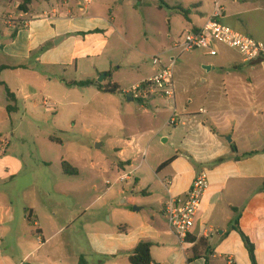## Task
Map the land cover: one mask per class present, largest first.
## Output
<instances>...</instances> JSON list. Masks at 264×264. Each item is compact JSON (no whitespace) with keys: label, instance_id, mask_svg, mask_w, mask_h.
Here are the masks:
<instances>
[{"label":"crops","instance_id":"1","mask_svg":"<svg viewBox=\"0 0 264 264\" xmlns=\"http://www.w3.org/2000/svg\"><path fill=\"white\" fill-rule=\"evenodd\" d=\"M23 1L0 0V23L10 32L3 34L4 39L0 40V66L7 67L0 81L15 96L18 107L15 113L23 108L32 112L38 105L44 108L46 99L56 106V111L59 102L54 94L58 85L54 89L53 75L43 68L49 64L47 58L55 56L68 39L76 47L80 39L87 37L83 33L111 28L108 19L111 17L90 15L89 10L82 7L75 13L69 8L71 0H32L29 12L23 13L19 9ZM217 1L224 8L222 22L225 25L264 42V0H194L187 8L164 2L159 10L169 12L166 21L170 33L175 15L182 18L179 20L181 32L172 34L179 37L201 29L213 14ZM181 9L188 14L184 15ZM71 35L73 37L69 38ZM172 35L168 36L169 40ZM54 41L56 44L51 46L49 43ZM166 52L169 51L162 53ZM203 56L207 76L200 75L205 89L198 98H203L205 103L192 109V100L189 106L179 108L176 98L177 125L162 138L171 156L153 162L131 179L134 192L149 195L153 187L159 193L154 221L159 215L167 222L163 210L169 197L187 196L197 177L207 174L210 187L187 244L182 246L170 228L169 232L152 227L145 217L137 215L141 212L138 208L108 212L106 230L86 224V210L91 209L95 200L83 214L81 209L68 215L55 211L51 203L57 202L59 194H65L56 187L80 176L78 169L69 164L72 174H66V162H61L57 175L35 183L39 193L34 194L33 199L17 197L19 204L11 201L0 206V246L7 245L13 255H18L14 261L3 264H81L82 259L84 264H131L129 257L141 242L152 244L155 264H226L229 257L237 264H252L244 239L234 229L236 219L254 248L256 264H264V59L245 63L238 53L226 48H221L218 56L206 53ZM173 61L176 63L177 59L172 58ZM95 72L100 74L96 68ZM60 82L70 84L65 80ZM111 83L120 87L118 83ZM184 92L190 93V88ZM160 98L154 97L147 103L136 101L137 112L131 115V121L139 124V133L124 138L114 147L118 163L113 166L118 177L133 167L131 157L139 143L150 133L161 131L159 122L163 128L167 125L172 115L171 103L165 100L163 104ZM128 101L135 103L129 96ZM9 104L7 99L6 111ZM255 151L258 153L253 156L242 157ZM171 159L174 160L170 165L160 169ZM50 165L45 163L47 170ZM167 182L171 184L167 186ZM42 185L50 188L42 190ZM81 221L83 225L73 231L78 235L74 239V256L68 258L62 236Z\"/></svg>","mask_w":264,"mask_h":264},{"label":"rangeland","instance_id":"2","mask_svg":"<svg viewBox=\"0 0 264 264\" xmlns=\"http://www.w3.org/2000/svg\"><path fill=\"white\" fill-rule=\"evenodd\" d=\"M191 1L194 0H93L90 5L85 0L70 1L69 8L75 13L82 7L89 10L90 15L110 16L112 27L83 33L87 37L80 39L76 47L68 39L60 45L55 56L47 58L49 64L43 68L53 75L54 89L58 85L54 95L60 104L57 103L56 111L38 105L32 112L23 108L18 113L8 114L6 92L0 88V206L11 201L19 204L18 198L23 196L33 199L34 194L39 193L35 183L57 175L61 162H66L77 168L80 176L56 187L65 194H59L57 202L51 203L55 211L68 215L81 209L83 214L95 200L91 209L86 210L88 218L85 221L92 228L106 230V216L114 209L135 211L138 208L141 212L137 215L145 217L152 227L170 232L168 220L165 222L157 215L154 221L160 197L153 187L149 195H143L142 191L134 192V180H131L113 186L109 192L107 182L114 183L119 175L113 166L118 163L114 147L124 138L139 133V124L131 121V115L137 112V102H129L128 95L137 82L156 74L154 57H159L165 66H172V58L177 59L173 71L179 108L180 105L189 106L188 102L192 100V109L205 103L203 98H198L205 89L200 76L206 74L202 63L204 53H185L175 49L174 45L181 36L172 34L181 32L179 20L182 18L175 15L170 33L166 21L169 12L159 10L164 2L182 4L187 8ZM9 33L0 23V40L4 39L3 34ZM169 35L173 36L172 40ZM49 44L53 46L56 41ZM163 50L169 52L163 54ZM106 73L112 75L107 83H118L120 93L102 94L95 87L79 88L60 82L98 81ZM187 88L190 93L184 92ZM159 100L166 104L164 98ZM159 125L162 128L159 133H150L139 143L131 157L134 165L126 173L134 172L133 176H138L153 162L171 156L169 147L162 144V138L173 127L166 125L163 128L162 122ZM154 130L158 131L156 126ZM45 163L52 164L50 170ZM40 188L50 187L42 185ZM82 222L62 236L68 258H73L74 239L78 238L73 231L83 225ZM17 256L7 245L1 244L0 264L14 261Z\"/></svg>","mask_w":264,"mask_h":264},{"label":"built area","instance_id":"3","mask_svg":"<svg viewBox=\"0 0 264 264\" xmlns=\"http://www.w3.org/2000/svg\"><path fill=\"white\" fill-rule=\"evenodd\" d=\"M91 4L93 0H85ZM224 18V8L220 2L214 5L213 14L207 19L201 29L196 32H186L179 41L175 43V49H181L185 53L202 51L209 56H218L221 48H226L238 53L245 63H252L264 59V42L246 36L235 31L222 22ZM153 65L157 67L154 76L144 80L131 89L134 101L147 103L154 97H162L170 101L172 115L167 123L168 126L175 127L178 121V111L176 107V84L173 67L165 66L159 57L153 58ZM46 110H54L56 106L49 100L43 101ZM134 172L123 173L114 183L107 182L108 190L117 184L132 179ZM171 182H167L169 186ZM210 187L208 176L201 173L195 180L191 191L185 197L170 196L164 204V215L166 216L169 228L178 238L180 244L186 245L192 229L194 228L196 217L198 216L202 200ZM226 264H237L235 259L229 257Z\"/></svg>","mask_w":264,"mask_h":264},{"label":"trees","instance_id":"4","mask_svg":"<svg viewBox=\"0 0 264 264\" xmlns=\"http://www.w3.org/2000/svg\"><path fill=\"white\" fill-rule=\"evenodd\" d=\"M32 3V0H24L23 4L20 6V11L23 13H28L29 12V7ZM181 12L184 15H187V11H184L183 9H181ZM15 37V34H13V38ZM7 67L6 66H0V75L1 73L6 70ZM106 79L104 83H98L97 81H82V82H75V83H70L69 86H77V87H88V86H94L95 88H97V90L102 93V94H110V95H116L118 93L121 92V88L116 85V84H112L111 81L107 83L108 79H112V75L111 73H106ZM0 86L4 87L5 92H6V96L7 99L9 101V105L7 107V112L9 114L15 113L18 111V107L16 106V99L15 96L11 93V91L9 90V88L7 87V85L0 81ZM234 151H236V147L233 146L232 147ZM264 152V150H263ZM258 152H251V153H247L244 154L242 157L246 158V157H250L253 156L255 154H257ZM174 159H171L167 162H165L160 169L167 167L168 165H170L173 162ZM64 169H65V173L66 174H72V171L70 170L69 166L67 165V163H64ZM264 189V188H263ZM234 229L242 236V238L244 239L246 246L248 248V251L250 253V258L252 261V264H256V260H255V255H254V248L250 242V240L246 237V235L242 232V230L239 228V219H236L235 224H234ZM151 249H152V244L149 242H141L136 249L132 252V254L129 257V261L131 264H155L153 259H152V255H151ZM81 264H84V259L81 260Z\"/></svg>","mask_w":264,"mask_h":264},{"label":"water","instance_id":"5","mask_svg":"<svg viewBox=\"0 0 264 264\" xmlns=\"http://www.w3.org/2000/svg\"><path fill=\"white\" fill-rule=\"evenodd\" d=\"M105 79H106V75L104 74V75H102L101 78L98 80V83H104ZM128 96L130 97L131 100H133L132 97H131V95H128ZM137 210H140V209H137Z\"/></svg>","mask_w":264,"mask_h":264}]
</instances>
